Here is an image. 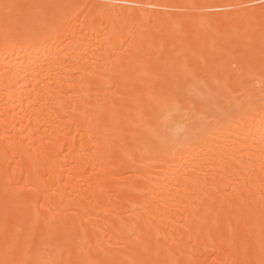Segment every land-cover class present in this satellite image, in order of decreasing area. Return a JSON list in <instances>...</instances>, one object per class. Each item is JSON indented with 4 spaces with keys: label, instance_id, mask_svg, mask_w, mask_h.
Instances as JSON below:
<instances>
[{
    "label": "bare ground",
    "instance_id": "bare-ground-1",
    "mask_svg": "<svg viewBox=\"0 0 264 264\" xmlns=\"http://www.w3.org/2000/svg\"><path fill=\"white\" fill-rule=\"evenodd\" d=\"M4 260L264 261L262 0H0Z\"/></svg>",
    "mask_w": 264,
    "mask_h": 264
},
{
    "label": "snow or ice",
    "instance_id": "snow-or-ice-1",
    "mask_svg": "<svg viewBox=\"0 0 264 264\" xmlns=\"http://www.w3.org/2000/svg\"><path fill=\"white\" fill-rule=\"evenodd\" d=\"M262 4H264V0H262ZM4 7L7 9V8H10L12 7L11 5H4ZM136 7H145L144 5H136ZM148 7H155L154 5H150ZM0 264H16L15 261H8V260H4V261H0ZM261 264H264V261H261Z\"/></svg>",
    "mask_w": 264,
    "mask_h": 264
}]
</instances>
